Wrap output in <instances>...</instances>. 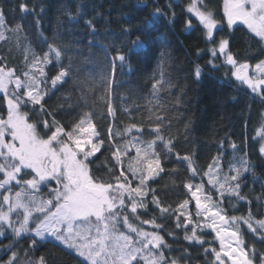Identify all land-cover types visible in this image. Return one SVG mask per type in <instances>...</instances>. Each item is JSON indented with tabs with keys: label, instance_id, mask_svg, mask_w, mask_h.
I'll use <instances>...</instances> for the list:
<instances>
[{
	"label": "snow or ice",
	"instance_id": "6c2138e0",
	"mask_svg": "<svg viewBox=\"0 0 264 264\" xmlns=\"http://www.w3.org/2000/svg\"><path fill=\"white\" fill-rule=\"evenodd\" d=\"M201 7L198 0H191L185 9L202 26L199 30L206 46L196 50L197 60L207 56L206 66L211 70L226 68V76L230 73L234 81L246 85L264 103V60H259L254 67L247 61L240 62L238 54L232 51L231 37L218 39L214 31L218 30V21ZM36 8V4L30 7L27 0H21L18 5L19 11L24 15L31 13L39 26ZM223 11L228 29L242 24L264 41V0H224ZM152 15L166 16V13L157 7ZM170 23H175L174 12ZM185 24L186 30H194L191 18ZM85 25L95 35L93 20H85ZM0 29V39H5V31L15 34L21 30L19 24L9 29L2 7ZM122 31L131 36V29ZM131 44L134 49L143 47L139 37ZM112 51L115 55L110 58L111 70L101 79L104 118L117 121L119 110L131 119L139 106L118 108L111 99L112 91L119 87L114 82L117 63L130 66V56L120 49ZM62 55L55 45L48 43L47 51L31 52L30 60L25 56L28 70L22 72L3 65L0 60V100L5 109L0 112V237L9 234L14 238L31 237L25 264H49L44 255L27 259L32 250H38V241L48 237L82 258L81 264H184L185 261L191 264L193 247L205 257L203 264H264V251H257L254 245L249 247L240 229L243 223L264 241V219L254 220L251 210L245 217H229L224 205L226 198L229 202L233 199L252 202L248 199L251 193L246 196L242 192L244 176L253 167L246 147L226 137L204 169L196 163L194 153L181 156L175 151L170 119L153 114L150 108L147 123L151 127L145 128L143 122L139 125L131 122L122 128L109 124L107 146L94 123L97 115L94 111L81 112L70 128L65 127L57 119L58 110L46 107L45 100L50 92L69 82L68 69L59 64ZM164 56L161 53L162 62ZM53 60L58 64V71L49 76L45 69ZM250 67L253 68L251 75ZM192 73L196 80L205 74L198 62L193 64ZM153 79V96L173 87L162 77ZM68 91L70 100L75 95V87ZM179 102L177 97L176 104ZM76 106L85 105L78 99ZM37 109L43 118L30 122V113H36ZM146 132L151 139L144 138ZM257 135L261 141L257 152L264 159V123ZM228 149L232 156L225 165ZM102 150L110 155L102 170L100 167L94 170L92 166L99 159L97 153L102 155ZM173 157L184 166L187 176L182 181L187 198L177 201L174 207L153 187L156 178L164 172L165 160ZM169 174L179 176L176 172ZM256 199L258 208L264 206L259 203L264 201V184ZM193 201L194 212L190 210ZM164 220L172 224L167 231V225L158 222ZM145 225H150L152 230H146ZM181 233L187 246L174 248ZM209 236L212 239H206ZM217 242L218 248L214 246ZM14 246H5L11 255L7 260H0V264H20L19 254L12 250Z\"/></svg>",
	"mask_w": 264,
	"mask_h": 264
},
{
	"label": "trees",
	"instance_id": "16d2710c",
	"mask_svg": "<svg viewBox=\"0 0 264 264\" xmlns=\"http://www.w3.org/2000/svg\"><path fill=\"white\" fill-rule=\"evenodd\" d=\"M20 2L21 0H0L9 29L17 24L21 25L19 33L5 31V39H0V60L3 65L22 72L28 70L25 56L30 60L31 52L47 51L48 43L62 52L59 64L68 69L69 82L59 87V90L50 92L45 100L46 107L58 110L57 119L65 127L70 128L81 112L94 111L97 113L94 123L105 138L107 146L109 124L122 128L131 122L138 125L143 122L145 128L151 127L147 123L150 108L153 114L170 119L176 142L175 151L181 156L194 153L196 163L204 169L211 163V157L217 154V146L228 137L246 147L249 153L253 167L244 176L242 192L246 196L251 193L248 199L252 202H237L235 199L229 202L226 198L225 209L229 216L245 217L251 210L254 220L264 219V206L258 208L256 199L261 195L264 184V159L257 152L261 143L257 130L263 122L264 103L246 85L234 81L230 73L226 76V68L211 70L206 66L207 56L197 60L196 50L205 48L206 45L199 30L202 26L185 11L191 0H27L30 7L37 5L35 15L40 19L39 26L31 13L24 15L19 11ZM198 3L202 5V11L211 13L218 21V30H214L217 38L226 35L231 37L232 51L238 54L240 62L247 61L253 65L264 56V42L248 32L244 25L237 24L233 29H228L222 8L223 0H198ZM157 7L166 16H153ZM173 12L175 23H170ZM189 18L193 21L194 30H186L185 21ZM88 19L95 23V35L85 25V20ZM123 29H131V36L124 35ZM137 37L143 41V47L134 49L131 41ZM112 49H120L130 56V66L117 63L114 82L119 87L114 88L111 99L118 108L138 105L139 108L132 112L131 119L119 110L117 121H112L110 117L104 118L106 109L102 107L103 101L100 99L104 94L101 79L107 77L111 70L110 58L115 55ZM130 49L132 51L129 53ZM161 53L165 54L163 62ZM197 62L205 73L200 80H196L192 73L193 64ZM45 70L49 76L56 74L57 62L53 60ZM154 76L169 80L173 85L171 90H160L155 96L151 95ZM74 87L75 95L69 100L71 93L68 90ZM177 97L180 98L179 104H176ZM78 99L85 106L77 107ZM66 100L68 103H65ZM149 100L151 104L148 103ZM61 107L62 110H59ZM4 110L3 101L0 100V112ZM30 116V122L34 123L43 118L39 109L36 113H30ZM144 138L152 137L146 132ZM102 152V155L97 153L99 159L92 166L94 170L97 167L102 170L106 157L110 155L103 150ZM231 156V150L228 149L223 161L225 165L231 160ZM224 170L227 171V168ZM172 172L179 173V176L169 174ZM186 179L184 166L173 157L165 160L164 172L156 178L153 187L159 189L161 198L174 207L177 201L187 198V190L182 187V181ZM193 203L194 201L190 204V210L194 212ZM259 203L264 204V201ZM158 222L167 225L165 231L172 227L168 220ZM240 229L249 247L254 245L257 251H264V241L256 233H252L243 223L240 224ZM165 239L172 243L170 237L166 236ZM30 240L28 235L23 238H14L11 234L0 237V260L11 254L6 252L5 246L14 244L12 250L19 254L20 264H25V253L29 251ZM186 246L181 233L179 243L173 244V247ZM36 249L38 250H32L27 259L34 260L44 255L49 259V264H81L82 258L53 240L38 241ZM190 251L193 258L191 264H203L205 257L202 252L197 247ZM184 264L188 262L185 261Z\"/></svg>",
	"mask_w": 264,
	"mask_h": 264
},
{
	"label": "rangeland",
	"instance_id": "374dc122",
	"mask_svg": "<svg viewBox=\"0 0 264 264\" xmlns=\"http://www.w3.org/2000/svg\"><path fill=\"white\" fill-rule=\"evenodd\" d=\"M189 5V4H188ZM187 5V6H188ZM222 8H224V0H223V5H222ZM202 10V9H201ZM204 11V10H203ZM223 13H224V11H223ZM225 22H227V19H226V21ZM245 26V25H244ZM246 27V26H245ZM247 28V27H246ZM248 32H250L249 30H248ZM253 34V33H252ZM262 42H264V41H262ZM259 60H264V56L262 57V58H260ZM259 60H257V62L256 63H258L259 62ZM255 63V64H256ZM255 64H253L252 66L254 67V65ZM249 74L251 75V74H253V68L252 67H250V69H249ZM245 86V85H244ZM263 122L262 123H264V112H263ZM262 125V124H261ZM260 128H261V126L258 128V130H257V133H258V131L260 130ZM194 204V203H193ZM194 211H195V205H194ZM229 217H231V216H229ZM145 227V229L146 230H148V231H151L152 230V228H151V226L150 225H145L144 226ZM256 235L257 236H259V233H256ZM47 239H50V240H52V238L51 237H48ZM55 242H57V243H59L58 241H55ZM216 247L218 248V242H217V244H216ZM0 249H1V245H0ZM11 254H9V256H10ZM8 256V257H9ZM8 257H6V258H3V259H1V260H7L8 259ZM229 264H230V262H229Z\"/></svg>",
	"mask_w": 264,
	"mask_h": 264
}]
</instances>
